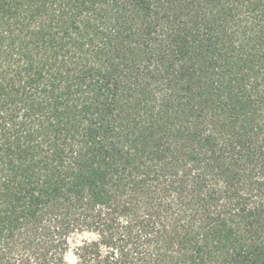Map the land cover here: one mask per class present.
Returning a JSON list of instances; mask_svg holds the SVG:
<instances>
[{"label":"trees","instance_id":"trees-1","mask_svg":"<svg viewBox=\"0 0 264 264\" xmlns=\"http://www.w3.org/2000/svg\"><path fill=\"white\" fill-rule=\"evenodd\" d=\"M264 264V0H0V264Z\"/></svg>","mask_w":264,"mask_h":264},{"label":"rangeland","instance_id":"rangeland-1","mask_svg":"<svg viewBox=\"0 0 264 264\" xmlns=\"http://www.w3.org/2000/svg\"><path fill=\"white\" fill-rule=\"evenodd\" d=\"M75 263V259L73 258V256L69 257V264H74Z\"/></svg>","mask_w":264,"mask_h":264}]
</instances>
